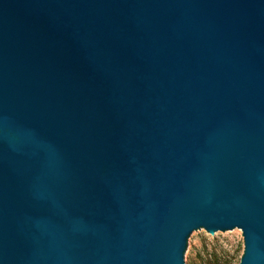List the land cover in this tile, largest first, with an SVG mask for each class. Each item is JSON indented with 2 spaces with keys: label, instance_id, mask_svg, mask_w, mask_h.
Instances as JSON below:
<instances>
[{
  "label": "water",
  "instance_id": "water-1",
  "mask_svg": "<svg viewBox=\"0 0 264 264\" xmlns=\"http://www.w3.org/2000/svg\"><path fill=\"white\" fill-rule=\"evenodd\" d=\"M264 264V0H0V264Z\"/></svg>",
  "mask_w": 264,
  "mask_h": 264
},
{
  "label": "rangeland",
  "instance_id": "rangeland-1",
  "mask_svg": "<svg viewBox=\"0 0 264 264\" xmlns=\"http://www.w3.org/2000/svg\"><path fill=\"white\" fill-rule=\"evenodd\" d=\"M244 244L241 230L213 237L203 231L192 240L189 264H239Z\"/></svg>",
  "mask_w": 264,
  "mask_h": 264
}]
</instances>
